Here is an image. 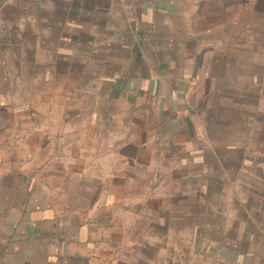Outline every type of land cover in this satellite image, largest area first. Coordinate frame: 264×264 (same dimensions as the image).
Instances as JSON below:
<instances>
[{"label":"crops","instance_id":"crops-1","mask_svg":"<svg viewBox=\"0 0 264 264\" xmlns=\"http://www.w3.org/2000/svg\"><path fill=\"white\" fill-rule=\"evenodd\" d=\"M264 0H0V264H264Z\"/></svg>","mask_w":264,"mask_h":264},{"label":"rangeland","instance_id":"rangeland-1","mask_svg":"<svg viewBox=\"0 0 264 264\" xmlns=\"http://www.w3.org/2000/svg\"><path fill=\"white\" fill-rule=\"evenodd\" d=\"M260 101H264V90H262V92L260 93ZM260 113L262 116H264V110H260Z\"/></svg>","mask_w":264,"mask_h":264}]
</instances>
